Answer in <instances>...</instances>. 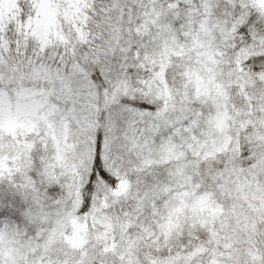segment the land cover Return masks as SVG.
Masks as SVG:
<instances>
[{
  "label": "snow or ice",
  "instance_id": "snow-or-ice-1",
  "mask_svg": "<svg viewBox=\"0 0 264 264\" xmlns=\"http://www.w3.org/2000/svg\"><path fill=\"white\" fill-rule=\"evenodd\" d=\"M0 264H264V0H0Z\"/></svg>",
  "mask_w": 264,
  "mask_h": 264
}]
</instances>
